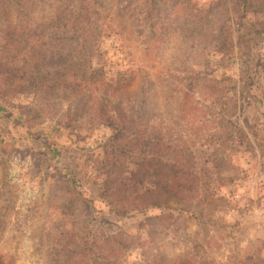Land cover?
Listing matches in <instances>:
<instances>
[{"label": "rangeland", "instance_id": "1", "mask_svg": "<svg viewBox=\"0 0 264 264\" xmlns=\"http://www.w3.org/2000/svg\"><path fill=\"white\" fill-rule=\"evenodd\" d=\"M0 264H264V0H0Z\"/></svg>", "mask_w": 264, "mask_h": 264}, {"label": "trees", "instance_id": "2", "mask_svg": "<svg viewBox=\"0 0 264 264\" xmlns=\"http://www.w3.org/2000/svg\"><path fill=\"white\" fill-rule=\"evenodd\" d=\"M66 22H63V26L68 27L70 22H73L75 25H81L80 19H73V20H66ZM11 36H6L4 39L8 40L10 39ZM9 42V41H8ZM31 56V61L28 62L29 57H27L25 60L27 62L24 63L22 72L19 71V74H22V76L25 77V81L22 82V87L20 89L24 88H31L32 86L35 87L37 84L40 83V80L38 79L37 76L34 75V73L43 68L46 67L47 64L52 65V63H49L50 58L47 55V51L41 52L36 48H32L30 52H28ZM70 57V56H69ZM80 72L77 68L74 67L72 63L66 64L61 67H55L54 73L50 74L48 71H45L44 74L46 76H49L51 80H61L64 77H72L74 74ZM86 75L90 76V79L87 80ZM95 76L100 77V81H107L106 78L104 77L103 70H98L97 72H89L86 71L84 72L83 78L81 79L82 81H90L93 83L94 82ZM27 85V86H26ZM102 83H99L97 88L101 89ZM105 107V106H102ZM98 117L100 119H104L105 122L109 123V118H108V112L107 110H98ZM156 172L153 173L151 176L154 179L153 182V188H152V193L153 196H158V197H166L167 199L178 197L180 195V191L178 190L176 183H175V175L174 173L171 175V172L169 170H155ZM170 173V174H169ZM155 196V197H156Z\"/></svg>", "mask_w": 264, "mask_h": 264}]
</instances>
